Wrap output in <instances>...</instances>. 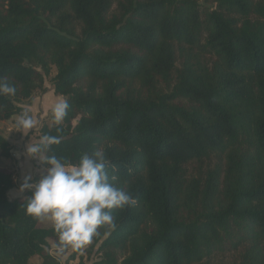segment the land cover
I'll use <instances>...</instances> for the list:
<instances>
[{"label": "trees", "instance_id": "1", "mask_svg": "<svg viewBox=\"0 0 264 264\" xmlns=\"http://www.w3.org/2000/svg\"><path fill=\"white\" fill-rule=\"evenodd\" d=\"M203 1L0 0V80L16 89L0 122L55 66L69 107L40 129L59 139L47 154L103 151L134 198L93 238V264H264V0ZM3 157L0 133V264H61L31 190L9 198Z\"/></svg>", "mask_w": 264, "mask_h": 264}, {"label": "clouds", "instance_id": "2", "mask_svg": "<svg viewBox=\"0 0 264 264\" xmlns=\"http://www.w3.org/2000/svg\"><path fill=\"white\" fill-rule=\"evenodd\" d=\"M16 89L0 80V95H14ZM68 103L58 102L52 109L53 121L59 124L67 114ZM34 120L26 114L17 126L31 129ZM59 143L58 137L44 135L39 144L29 145L27 154L46 166L38 180L25 177L20 191L31 190L25 205L27 214L46 218L58 234V250L80 249L90 244L104 226L115 227L113 209L133 204L134 198L112 182L106 167L105 153L96 150L85 153L79 163L68 165L62 158L48 155L50 146Z\"/></svg>", "mask_w": 264, "mask_h": 264}, {"label": "rangeland", "instance_id": "3", "mask_svg": "<svg viewBox=\"0 0 264 264\" xmlns=\"http://www.w3.org/2000/svg\"><path fill=\"white\" fill-rule=\"evenodd\" d=\"M200 2L205 3L203 0ZM207 5L210 6V4ZM57 74V68L52 66L50 75L44 76V90L38 91L31 98L23 101L19 114L14 115L11 120L0 122V133L3 134L10 142L13 157L11 160L1 158L2 168L13 173L15 187L9 191V198L23 196L27 191H20L21 184L25 177H31L33 181L38 180L41 175L45 174L46 167L36 158L27 154L29 145L39 144L41 140L40 129L45 123L52 125L53 115L52 109L57 102L64 101L63 96L54 93L53 78ZM30 116L34 120V126L31 129H23L17 126L18 119L23 115ZM192 165L189 171H192ZM41 225L44 227L53 226L50 220L41 218ZM99 245H93L92 242L80 249L67 248L60 252L58 248L50 244V252L58 257L61 264H93L101 258ZM226 264H233V257L225 260ZM41 263V259L33 260L32 264Z\"/></svg>", "mask_w": 264, "mask_h": 264}, {"label": "crops", "instance_id": "4", "mask_svg": "<svg viewBox=\"0 0 264 264\" xmlns=\"http://www.w3.org/2000/svg\"><path fill=\"white\" fill-rule=\"evenodd\" d=\"M58 103V102H57ZM15 198H19V197H15Z\"/></svg>", "mask_w": 264, "mask_h": 264}]
</instances>
